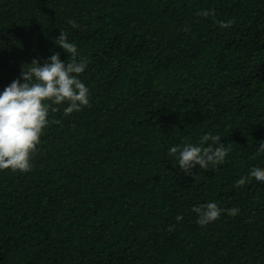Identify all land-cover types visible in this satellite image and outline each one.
I'll use <instances>...</instances> for the list:
<instances>
[{
  "label": "trees",
  "instance_id": "16d2710c",
  "mask_svg": "<svg viewBox=\"0 0 264 264\" xmlns=\"http://www.w3.org/2000/svg\"><path fill=\"white\" fill-rule=\"evenodd\" d=\"M61 30L90 104L54 106L32 170H0V264H264V183L236 184L264 167V0H0V91L67 62ZM205 134L225 162L183 173L170 147Z\"/></svg>",
  "mask_w": 264,
  "mask_h": 264
},
{
  "label": "clouds",
  "instance_id": "9594fccd",
  "mask_svg": "<svg viewBox=\"0 0 264 264\" xmlns=\"http://www.w3.org/2000/svg\"><path fill=\"white\" fill-rule=\"evenodd\" d=\"M209 13L205 11L203 15ZM55 43L70 54L67 62L60 58V53H53L41 63L34 58L31 63L21 66V77L11 82L0 91V170L10 169L21 173L32 170V158L41 143V137L48 126L50 112L59 109L54 106L65 105V115L79 112L90 104V90L79 78L88 67V60L79 52L77 45L70 42L67 34H61ZM230 147L221 143L217 135L205 134L198 144L185 143L182 148L172 146L169 156L178 161L180 170L191 174L193 169L215 170L222 165ZM257 151H264V140L259 141ZM254 177L264 183V167L255 165L249 169L247 176H241L237 186L246 184ZM200 226L218 220L226 210L216 202L209 201L193 206ZM235 214L238 209H228ZM176 221L184 217L177 215Z\"/></svg>",
  "mask_w": 264,
  "mask_h": 264
}]
</instances>
